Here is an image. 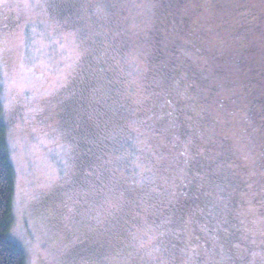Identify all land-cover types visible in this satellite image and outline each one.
Segmentation results:
<instances>
[{
  "label": "rangeland",
  "instance_id": "obj_1",
  "mask_svg": "<svg viewBox=\"0 0 264 264\" xmlns=\"http://www.w3.org/2000/svg\"><path fill=\"white\" fill-rule=\"evenodd\" d=\"M159 2L0 0L24 264H264V0H183L181 23ZM164 99L175 129L155 133ZM182 216L210 229L213 259Z\"/></svg>",
  "mask_w": 264,
  "mask_h": 264
},
{
  "label": "trees",
  "instance_id": "obj_2",
  "mask_svg": "<svg viewBox=\"0 0 264 264\" xmlns=\"http://www.w3.org/2000/svg\"><path fill=\"white\" fill-rule=\"evenodd\" d=\"M169 1L160 0L158 4L159 6L158 8L160 11L159 16L166 18L169 16L168 13L174 12L175 14L174 16L176 17V20L179 23H181L179 15L181 13L180 8L181 5L183 4V0H174V4H171V2ZM205 14H206L205 17L210 15L209 12H206ZM203 18H204L203 16H199L195 21ZM207 19L209 18L207 17ZM190 25H191V29H193L192 24ZM110 65L115 67L116 63L113 62ZM110 65H108L107 67L111 68ZM150 116H151L149 117L150 119L154 117V115L152 114H150ZM160 118L161 117H158V119L155 120V124H154L156 126V129H154L155 133H157V130L159 131V129H161V126L156 124ZM63 121H64L63 117L59 118L58 120V122H63ZM83 121L85 123V119H83ZM85 128L86 126L84 127V129ZM83 130L80 129L79 133H81V131ZM82 133L87 134L84 131ZM13 200H14V170L6 146L5 131H4V126L1 117V110H0V264H24V254L21 248L18 246V244L12 241L9 236V229L12 221ZM182 217L184 218L181 220V222L185 221L186 224L188 223L189 220V222L194 223L193 218L190 217V219H188L187 216H182ZM259 251H261L260 247L258 252ZM87 260L90 263L92 262L91 259L89 258H87Z\"/></svg>",
  "mask_w": 264,
  "mask_h": 264
},
{
  "label": "flooded vegetation",
  "instance_id": "obj_3",
  "mask_svg": "<svg viewBox=\"0 0 264 264\" xmlns=\"http://www.w3.org/2000/svg\"><path fill=\"white\" fill-rule=\"evenodd\" d=\"M172 63H174V58L172 60ZM88 88H89V86H86L83 90H78V89L77 90H74L68 96H76L75 101H79V100L82 99L83 93ZM68 96H60V95H58V102L55 104V106H54L53 109L59 110L60 107H63V105L68 104V101H69V97ZM166 96L167 95H165V97ZM171 106H173V105H172V103H171L170 100L164 99L162 101V107H164V108L168 107V108L166 110V113H164V115H162V117L156 123L158 125L163 124L165 126V129H168L169 128L168 130H172V128L175 129V127L173 125L171 126V129H170V127H169L170 125L168 123L165 124L166 121H170V122L174 121V119L171 118L172 112L168 111L170 109L169 107H171ZM49 112L50 111H48V110L47 111H44V113H42V115L40 116V118H42L43 120L47 119L48 116H49ZM166 115L168 116V118L170 120H167ZM35 117L37 118L38 117V114H36ZM54 120H57V118H54ZM161 129L163 130L164 128H161ZM172 138H174L173 140L174 141L176 140V142L179 145V146H175L174 149L178 150V148H179L181 150L180 147H182L184 145L183 144L181 146L182 138H180L177 134H173L172 135ZM179 154H181V156H186V153L184 151H182V150L179 151ZM180 167L183 168L189 174V176H188V182H182V184L179 186L181 190H180V192L178 194V197H180V199H179L180 201L179 202L182 203V198L183 197L186 198L187 195H188L187 192H189L190 195L192 194V191H189V190L192 189L191 186L194 183H196L197 181H195L196 178L193 176V173L191 172V166H190V163H189V161H188V159L186 157L184 158L183 164L181 162ZM190 195L187 197V199H185V205H187L186 201L189 200L190 198H192V196H190ZM164 222L165 221L156 222V223H158L159 226H161L163 228V227H165V223ZM195 225H196L195 222L190 224V227L189 228H190V230H192V232H198L199 230H200V232H204V233H202V239L201 240H198V246H199V250H200L198 253L201 254L202 258L204 257L205 254H207L210 259H213V254H214V252H213V246H215L214 240H216V238L213 236V234L210 231V229H208L204 225V223H201L199 225L200 227L203 225L202 226L203 227L202 229H204L203 231L200 228L195 230V227H194ZM206 232H210V238L209 237H206L207 236V233ZM259 247H260V250H261L259 252L264 253V242H262L259 245Z\"/></svg>",
  "mask_w": 264,
  "mask_h": 264
}]
</instances>
